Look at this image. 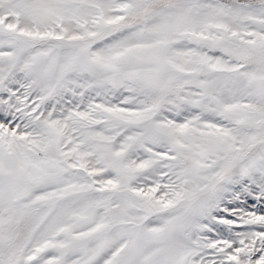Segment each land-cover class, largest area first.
<instances>
[{"label":"rangeland","instance_id":"1","mask_svg":"<svg viewBox=\"0 0 264 264\" xmlns=\"http://www.w3.org/2000/svg\"><path fill=\"white\" fill-rule=\"evenodd\" d=\"M0 264H264V0H0Z\"/></svg>","mask_w":264,"mask_h":264}]
</instances>
